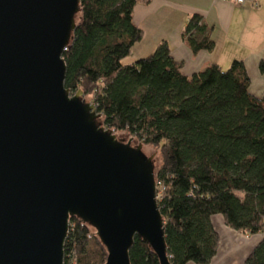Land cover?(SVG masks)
I'll return each mask as SVG.
<instances>
[{
	"label": "trees",
	"instance_id": "obj_1",
	"mask_svg": "<svg viewBox=\"0 0 264 264\" xmlns=\"http://www.w3.org/2000/svg\"><path fill=\"white\" fill-rule=\"evenodd\" d=\"M141 1L79 0L76 28L62 54L64 88L91 96L106 130L158 154L157 205L170 264H210L219 245L212 216L247 237L264 232V98L250 93L242 61L187 76L165 41L124 63L143 38L133 23ZM181 37L193 54L214 47L197 14ZM258 69L264 74V61ZM68 224L63 264H104L107 253L94 229L76 217ZM128 258L159 264L139 237ZM242 264H264V238Z\"/></svg>",
	"mask_w": 264,
	"mask_h": 264
},
{
	"label": "water",
	"instance_id": "obj_2",
	"mask_svg": "<svg viewBox=\"0 0 264 264\" xmlns=\"http://www.w3.org/2000/svg\"><path fill=\"white\" fill-rule=\"evenodd\" d=\"M78 13L79 0H0V264H63L72 217L104 264H130L134 237L170 264L151 157L64 88Z\"/></svg>",
	"mask_w": 264,
	"mask_h": 264
},
{
	"label": "crops",
	"instance_id": "obj_3",
	"mask_svg": "<svg viewBox=\"0 0 264 264\" xmlns=\"http://www.w3.org/2000/svg\"><path fill=\"white\" fill-rule=\"evenodd\" d=\"M257 3L258 7H251L220 0H142L134 7L133 23L143 31V38L124 63L148 56L165 41L187 76L211 64L222 68L229 67L233 60L242 61L250 78V93L264 98V74L258 69L264 61V0ZM194 14L210 31L214 41L211 51L193 54L181 37L188 18ZM211 223L219 235V245L210 264H242L264 238L263 233L241 236L227 228L219 215L212 216Z\"/></svg>",
	"mask_w": 264,
	"mask_h": 264
},
{
	"label": "rangeland",
	"instance_id": "obj_4",
	"mask_svg": "<svg viewBox=\"0 0 264 264\" xmlns=\"http://www.w3.org/2000/svg\"><path fill=\"white\" fill-rule=\"evenodd\" d=\"M78 18V15L76 16V19ZM228 66H224L221 69L222 70H226ZM71 95V94H70ZM85 99L86 102H91V96H85L83 97ZM116 138L118 140H123L124 142H127L128 140L131 139V147H135L137 146L139 143H137L132 137H129L128 135H125L124 133H114ZM141 153L147 157H151L152 161H153V165H154V169L155 172L157 170L158 164H159V158H158V154L154 151L153 148L149 147V146H142V150ZM264 234V232H263ZM241 235V234H240ZM244 236V235H241ZM245 238H247V236H244ZM259 238V237H258ZM250 239V240H254ZM249 242V241H248Z\"/></svg>",
	"mask_w": 264,
	"mask_h": 264
},
{
	"label": "built area",
	"instance_id": "obj_5",
	"mask_svg": "<svg viewBox=\"0 0 264 264\" xmlns=\"http://www.w3.org/2000/svg\"><path fill=\"white\" fill-rule=\"evenodd\" d=\"M220 1L230 2V3L237 4V5L248 4L251 7H258L257 0H220Z\"/></svg>",
	"mask_w": 264,
	"mask_h": 264
}]
</instances>
